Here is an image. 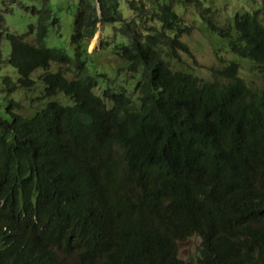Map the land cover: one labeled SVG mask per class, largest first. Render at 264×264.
<instances>
[{
  "label": "trees",
  "instance_id": "trees-1",
  "mask_svg": "<svg viewBox=\"0 0 264 264\" xmlns=\"http://www.w3.org/2000/svg\"><path fill=\"white\" fill-rule=\"evenodd\" d=\"M41 2L35 27L6 36L18 78L3 86L30 89L41 70L46 103L25 117L8 100L0 115V264H264V83L234 61L212 81L176 70L190 27L170 2L78 0L66 48L46 43L59 21ZM99 23L125 40L132 90L96 92L86 48ZM209 29L264 74V0Z\"/></svg>",
  "mask_w": 264,
  "mask_h": 264
},
{
  "label": "rangeland",
  "instance_id": "rangeland-1",
  "mask_svg": "<svg viewBox=\"0 0 264 264\" xmlns=\"http://www.w3.org/2000/svg\"><path fill=\"white\" fill-rule=\"evenodd\" d=\"M42 1V0H41ZM40 0H0L1 46L0 54V115L5 116L8 100L17 102L20 106L14 109L15 113L30 117L42 109L46 100H38L42 95L43 85L37 80L42 74L36 70L30 75L35 84L30 89L15 87L6 91L3 79L9 77L12 82L18 78L16 70L8 64L10 45L6 39L7 34L24 35L29 27L37 24V14L41 8ZM170 2L174 11L180 16L184 24L190 27L187 35H181L180 39L187 45L191 56L181 54L180 60L174 64L176 70H184L202 81H212L231 61L239 64L238 76L248 85L260 87L264 83V74L256 65L242 60L232 54L226 47V42L217 35L216 31H210L209 26L227 29L232 25L236 14L254 13L261 10V0H199L196 3L191 0H163ZM125 0H122L124 3ZM201 3V4H200ZM48 7L54 17L58 19L56 27L49 28V36L46 43L49 46L66 48L69 44L72 24L78 10V0H49ZM98 7V5H97ZM128 7H123L126 9ZM33 10L35 11L34 13ZM99 11V7H98ZM160 28L161 24L152 18L147 21L146 27ZM56 30H59V35ZM111 26L97 25V32L87 45V54L90 56L89 67L94 74H103L97 93L102 89H120L124 87L132 90L134 80L128 77L126 65L115 54L116 46L125 43L122 38L113 39ZM55 32V33H54ZM58 35V36H57ZM25 40L34 43L32 36H25ZM108 40V44L103 45ZM113 40L114 43H113ZM117 44V45H116ZM68 50V49H67ZM57 65L51 64L50 71L56 70ZM53 100L69 105L70 100L62 94ZM199 240L191 237L178 246L179 258L186 261L194 259L197 254Z\"/></svg>",
  "mask_w": 264,
  "mask_h": 264
},
{
  "label": "bare ground",
  "instance_id": "bare-ground-1",
  "mask_svg": "<svg viewBox=\"0 0 264 264\" xmlns=\"http://www.w3.org/2000/svg\"><path fill=\"white\" fill-rule=\"evenodd\" d=\"M184 260V259H183Z\"/></svg>",
  "mask_w": 264,
  "mask_h": 264
}]
</instances>
